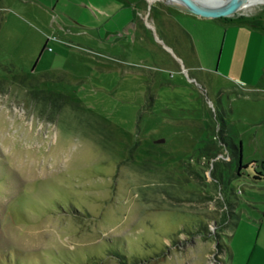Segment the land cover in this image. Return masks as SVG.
Segmentation results:
<instances>
[{"label":"rangeland","instance_id":"rangeland-1","mask_svg":"<svg viewBox=\"0 0 264 264\" xmlns=\"http://www.w3.org/2000/svg\"><path fill=\"white\" fill-rule=\"evenodd\" d=\"M117 2L131 39L53 10L51 52L45 3L0 0V264H264V94L227 78V21Z\"/></svg>","mask_w":264,"mask_h":264},{"label":"crops","instance_id":"crops-1","mask_svg":"<svg viewBox=\"0 0 264 264\" xmlns=\"http://www.w3.org/2000/svg\"><path fill=\"white\" fill-rule=\"evenodd\" d=\"M36 1H43L45 3L43 5L36 4L39 16L45 19L49 18V29L47 28V30L43 32L44 35L51 34V26L55 27L52 25V19L50 20L51 11L53 10H60L61 16H64L65 12H69L75 16L76 19L73 18L75 21L72 22L74 25L79 26L85 24L88 26H96L100 36L112 41L119 39L129 40L131 39L130 36L133 37L138 32V25L135 21V17L132 15L131 8L128 5L118 3L117 0ZM29 13L32 15L31 12ZM190 17H193L198 21L203 19L195 15ZM218 19L221 21H227L228 23V25L225 26V37L221 55V58H223L226 49L228 48L231 65L227 78L233 82H242L247 91L251 93L264 94V25L255 24L252 26V24L246 20H227L224 17ZM63 28L67 31L71 30L69 25L66 24ZM56 29L59 32H62L60 27H57ZM68 35L69 34L63 35V38L67 39L66 37ZM245 125L246 127H249L247 128L248 130L245 131L249 136H253L256 139L262 134L264 136V124L259 128H257V124ZM242 146L243 143L240 145V149H238V153L236 152L235 156L237 162H239L238 171H241L244 166H248L250 162L248 161L246 165H243L241 159ZM240 173L238 175H241ZM258 177L261 179L264 178L260 175Z\"/></svg>","mask_w":264,"mask_h":264},{"label":"water","instance_id":"water-1","mask_svg":"<svg viewBox=\"0 0 264 264\" xmlns=\"http://www.w3.org/2000/svg\"><path fill=\"white\" fill-rule=\"evenodd\" d=\"M174 8L200 18H222L239 9L242 0H162ZM152 3V0H150Z\"/></svg>","mask_w":264,"mask_h":264},{"label":"built area","instance_id":"built-area-1","mask_svg":"<svg viewBox=\"0 0 264 264\" xmlns=\"http://www.w3.org/2000/svg\"><path fill=\"white\" fill-rule=\"evenodd\" d=\"M56 17L53 16V20H52V25H55V19ZM62 32H64L65 34H67L69 31H67L66 29H64L63 27H61ZM46 49H48L49 51L53 52L54 48L51 46V44H59V43H64V44H72L71 42L67 41L66 39L60 37L56 32H52L51 34L46 35Z\"/></svg>","mask_w":264,"mask_h":264},{"label":"bare ground","instance_id":"bare-ground-1","mask_svg":"<svg viewBox=\"0 0 264 264\" xmlns=\"http://www.w3.org/2000/svg\"><path fill=\"white\" fill-rule=\"evenodd\" d=\"M152 1H155V0H152ZM258 3H264V0H242L239 3V9L250 7V6L256 5Z\"/></svg>","mask_w":264,"mask_h":264},{"label":"trees","instance_id":"trees-1","mask_svg":"<svg viewBox=\"0 0 264 264\" xmlns=\"http://www.w3.org/2000/svg\"><path fill=\"white\" fill-rule=\"evenodd\" d=\"M224 18H226V17H224ZM239 21H242V20L239 19ZM247 22H248V21H247ZM259 175L262 176V177H264V175H263L262 173H260V174L257 173L256 179H260V178L258 177Z\"/></svg>","mask_w":264,"mask_h":264}]
</instances>
